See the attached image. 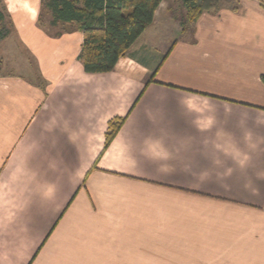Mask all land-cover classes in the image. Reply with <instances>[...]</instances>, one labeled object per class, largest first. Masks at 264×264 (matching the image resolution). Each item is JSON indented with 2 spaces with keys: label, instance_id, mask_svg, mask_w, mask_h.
I'll use <instances>...</instances> for the list:
<instances>
[{
  "label": "crops",
  "instance_id": "0c3cea01",
  "mask_svg": "<svg viewBox=\"0 0 264 264\" xmlns=\"http://www.w3.org/2000/svg\"><path fill=\"white\" fill-rule=\"evenodd\" d=\"M232 1L141 55L155 23L180 31L163 0L111 71L87 73L81 32L48 35L40 0H2L33 77L0 73V264H264L248 172L264 171V8Z\"/></svg>",
  "mask_w": 264,
  "mask_h": 264
},
{
  "label": "trees",
  "instance_id": "16d2710c",
  "mask_svg": "<svg viewBox=\"0 0 264 264\" xmlns=\"http://www.w3.org/2000/svg\"><path fill=\"white\" fill-rule=\"evenodd\" d=\"M163 0H40L37 25L48 35L79 31L83 39L77 59L87 73L109 72L136 39L153 22ZM184 10L180 35L191 29L203 12L218 11L221 0H177ZM264 8V0H257ZM233 0L231 9H239ZM6 19L0 8V29ZM170 50V49H169ZM168 50V52H169ZM167 52V53H168ZM166 53V54H167ZM156 70L151 75L152 80ZM264 84V76L261 77ZM125 117L108 122L104 147L110 143Z\"/></svg>",
  "mask_w": 264,
  "mask_h": 264
},
{
  "label": "rangeland",
  "instance_id": "374dc122",
  "mask_svg": "<svg viewBox=\"0 0 264 264\" xmlns=\"http://www.w3.org/2000/svg\"><path fill=\"white\" fill-rule=\"evenodd\" d=\"M171 4L169 6L170 11H168L167 17H172L175 20H182L183 19V9L181 8L179 2L177 0H168ZM225 2V0H224ZM167 4V3H166ZM0 8H4L2 0H0ZM161 19H163V14L159 15ZM160 19V20H161ZM161 23V21L159 22ZM181 28V25H180ZM157 29V32L160 30L158 24L155 25L150 29L148 37H143V43L145 48L141 50V55H144L145 50H149L150 55L152 58L157 57L155 53L161 50V53H165L167 47L171 45L175 38L179 37L180 31L174 32V36L172 39L168 37V32H163L162 35L160 34H153ZM175 31L172 29V32ZM27 51L25 48L18 42L17 37L11 30V21L6 19V22L2 29H0V73L6 72H14L23 74L32 78V70L29 68V57H27ZM144 57V56H143ZM26 64L28 66H26Z\"/></svg>",
  "mask_w": 264,
  "mask_h": 264
},
{
  "label": "snow or ice",
  "instance_id": "6c2138e0",
  "mask_svg": "<svg viewBox=\"0 0 264 264\" xmlns=\"http://www.w3.org/2000/svg\"><path fill=\"white\" fill-rule=\"evenodd\" d=\"M248 172L252 178L258 180L261 191L264 192V171H261L258 176L251 169H249ZM224 176H225V179L228 180L229 182L238 181L240 178L236 172H225Z\"/></svg>",
  "mask_w": 264,
  "mask_h": 264
}]
</instances>
